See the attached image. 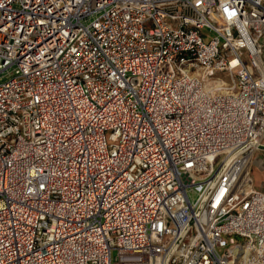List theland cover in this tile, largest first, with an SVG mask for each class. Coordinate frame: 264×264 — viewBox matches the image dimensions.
I'll use <instances>...</instances> for the list:
<instances>
[{"label":"built area","instance_id":"obj_1","mask_svg":"<svg viewBox=\"0 0 264 264\" xmlns=\"http://www.w3.org/2000/svg\"><path fill=\"white\" fill-rule=\"evenodd\" d=\"M263 49L264 0H0V264H264Z\"/></svg>","mask_w":264,"mask_h":264},{"label":"crops","instance_id":"obj_2","mask_svg":"<svg viewBox=\"0 0 264 264\" xmlns=\"http://www.w3.org/2000/svg\"><path fill=\"white\" fill-rule=\"evenodd\" d=\"M264 145L254 152L251 158L249 173L252 179L253 188L264 194Z\"/></svg>","mask_w":264,"mask_h":264},{"label":"rangeland","instance_id":"obj_3","mask_svg":"<svg viewBox=\"0 0 264 264\" xmlns=\"http://www.w3.org/2000/svg\"><path fill=\"white\" fill-rule=\"evenodd\" d=\"M206 41H208V39L206 40ZM263 59H264V49H263ZM244 62H245V64L248 66L249 65V62H248V60L245 58L244 59ZM218 77H221V79H223L224 81H228V79L227 78H225V77H222V76H218ZM264 145V144H263ZM262 156H264V153L262 154ZM223 157H224V155H219V156H217L215 159H214V161H213V163H212V165H211V168L212 169H216L219 165H220V163H221V161L223 160ZM197 192H195V191H191L190 193H189V196H188V199H189V201L190 202H194V200L196 199V197H197ZM235 240L237 241V242H242V240H240V239H237V238H235ZM113 257H114V254H113Z\"/></svg>","mask_w":264,"mask_h":264},{"label":"bare ground","instance_id":"obj_4","mask_svg":"<svg viewBox=\"0 0 264 264\" xmlns=\"http://www.w3.org/2000/svg\"><path fill=\"white\" fill-rule=\"evenodd\" d=\"M263 147V144L260 145L259 149H261ZM254 152L252 154H250L246 159H245V164H244V169L245 172H249L250 169V164H251V158L253 156Z\"/></svg>","mask_w":264,"mask_h":264}]
</instances>
